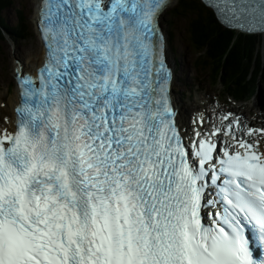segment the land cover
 <instances>
[{
    "label": "snow or ice",
    "instance_id": "6c2138e0",
    "mask_svg": "<svg viewBox=\"0 0 264 264\" xmlns=\"http://www.w3.org/2000/svg\"><path fill=\"white\" fill-rule=\"evenodd\" d=\"M205 3L264 32V0ZM167 6L39 0L44 62L18 73L15 128L0 129V264H264V151L243 138L264 129L238 136L228 113L185 142L158 35Z\"/></svg>",
    "mask_w": 264,
    "mask_h": 264
},
{
    "label": "trees",
    "instance_id": "16d2710c",
    "mask_svg": "<svg viewBox=\"0 0 264 264\" xmlns=\"http://www.w3.org/2000/svg\"><path fill=\"white\" fill-rule=\"evenodd\" d=\"M12 5L11 0H0V41L6 39L5 35L12 41L26 37L20 20L11 24L4 17ZM168 14L169 22L184 26L191 47L201 54L197 65L208 69L212 82H221L224 92L250 96L258 85L264 84V57L258 37L236 34L224 27L200 0H177Z\"/></svg>",
    "mask_w": 264,
    "mask_h": 264
},
{
    "label": "rangeland",
    "instance_id": "374dc122",
    "mask_svg": "<svg viewBox=\"0 0 264 264\" xmlns=\"http://www.w3.org/2000/svg\"><path fill=\"white\" fill-rule=\"evenodd\" d=\"M11 1L13 5L4 12V17L11 24L20 20L25 27L26 37L14 42L6 35V39L0 41V119L2 123L3 115L8 118L7 114L11 113L4 104L10 96V91L15 87L12 75L13 59L18 58L29 64L38 58L41 49L38 35L32 25L35 13L30 14L31 16L29 17L27 14L28 8L31 7V4L33 6L32 1L34 2V0ZM174 5L175 2L163 13L161 24L165 28V33L169 40L167 45L169 59L170 61L172 59V62L173 60L175 61L174 99L179 107L181 106L180 113L189 115L188 107L202 104L210 96L215 97V95H218L220 85L212 86L209 83L206 72L197 70L194 67L193 64L197 55L186 40L184 26L180 27L178 24L169 22L168 12ZM35 6L34 4V10ZM177 31L180 37H178ZM8 84L12 89H7ZM223 101L227 102V105L234 104L232 101H227V99ZM236 106L244 109V111L249 110L250 113L260 114L264 118V85H261L259 92L253 99L247 101V103L238 102ZM251 119L253 120V116Z\"/></svg>",
    "mask_w": 264,
    "mask_h": 264
},
{
    "label": "bare ground",
    "instance_id": "6f19581e",
    "mask_svg": "<svg viewBox=\"0 0 264 264\" xmlns=\"http://www.w3.org/2000/svg\"><path fill=\"white\" fill-rule=\"evenodd\" d=\"M38 2H39V0H34V2L32 1V3H33V6H34V4L36 5L35 6V10H34V8H33V6H32V4H31V7L30 8H28V11H27V14H28V17L29 16H31L33 13H35L34 14V19H35V16H36V8H37V4H38ZM31 14V15H30ZM43 54H44V50L41 48L40 49V51H39V55H38V58H36V60H34V61H32L31 63H23V70H25V71H29V70H31V69H35V67H36V65H38L41 61H42V59H43ZM172 63H174L175 64V61L173 60V62ZM8 90H10V89H8ZM5 98V97H4ZM17 100H18V94H17V89L14 87V89H12L11 91H10V96L6 99V103L4 104L7 108L6 109H8L10 112H11V114H12V112L14 111V107H15V104L17 103ZM202 111V110H201ZM185 116H181V115H179L178 116V120H179V122H184V120H185ZM7 123H6V125L7 126H11V124H12V122H14V117H13V115H10L8 118H7V121H6ZM1 126H3V125H1ZM0 126V127H1Z\"/></svg>",
    "mask_w": 264,
    "mask_h": 264
},
{
    "label": "clouds",
    "instance_id": "9594fccd",
    "mask_svg": "<svg viewBox=\"0 0 264 264\" xmlns=\"http://www.w3.org/2000/svg\"><path fill=\"white\" fill-rule=\"evenodd\" d=\"M5 37H6V35H5ZM15 42V41H14Z\"/></svg>",
    "mask_w": 264,
    "mask_h": 264
}]
</instances>
